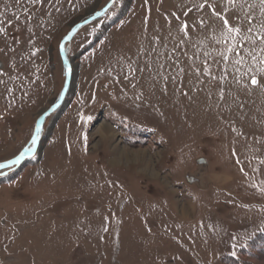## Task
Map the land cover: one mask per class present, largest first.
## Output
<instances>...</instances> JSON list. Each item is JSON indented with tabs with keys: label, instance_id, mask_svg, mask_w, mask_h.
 Instances as JSON below:
<instances>
[{
	"label": "rangeland",
	"instance_id": "1",
	"mask_svg": "<svg viewBox=\"0 0 264 264\" xmlns=\"http://www.w3.org/2000/svg\"><path fill=\"white\" fill-rule=\"evenodd\" d=\"M111 1L0 0V264H264L260 0Z\"/></svg>",
	"mask_w": 264,
	"mask_h": 264
},
{
	"label": "snow or ice",
	"instance_id": "2",
	"mask_svg": "<svg viewBox=\"0 0 264 264\" xmlns=\"http://www.w3.org/2000/svg\"><path fill=\"white\" fill-rule=\"evenodd\" d=\"M34 2H36V0H34ZM227 2L229 4H235L236 0H227ZM253 7H254V5H253ZM260 7H261V12L264 13V0H260ZM213 15L219 16L220 20L222 21L223 28L227 29V35L228 36H231L233 33L238 35L241 32L240 28H234L230 25L229 19L225 18V16H222L219 13H216L215 8H213ZM249 23H251V20L249 21ZM186 27H187V25H185V28ZM241 39H244V37L241 36ZM260 40H261V43L264 44V36H261ZM232 50H233L232 48L228 49V51H230V52ZM262 50H264V49H262ZM225 58H227V57H225ZM257 71L260 72L261 74H264V68H259V69H257ZM251 83L253 86H257L259 83L255 74L251 77ZM87 119L91 120V117H88ZM82 122H83V118H82ZM40 130H41L40 127L37 126V128H36L37 135L39 134ZM35 144H36V137L34 136L32 138V145L34 146ZM31 151H32V149L28 148L25 150L24 154H27L28 152H31ZM24 154H22V155H24ZM18 162L19 161L16 160V161H13L12 163H18ZM5 166H8V165H5ZM0 167H3V166H0Z\"/></svg>",
	"mask_w": 264,
	"mask_h": 264
},
{
	"label": "water",
	"instance_id": "3",
	"mask_svg": "<svg viewBox=\"0 0 264 264\" xmlns=\"http://www.w3.org/2000/svg\"><path fill=\"white\" fill-rule=\"evenodd\" d=\"M110 5H111V3L104 9V11H107V9L110 7ZM99 17V14H97V15H95L94 17H92L90 20H88V22H90V21H93L94 19H97ZM74 32L75 31H72L63 41H62V43H61V47H60V50H61V55H62V57H63V59H65V50H64V48H65V45H66V43H67V41L69 40V38L74 34ZM69 82H70V71L68 70V72H67V84H66V86H68V84H69ZM56 108L57 107H54L52 110H51V113L52 112H54L55 110H56ZM44 121H45V117H43V121H42V123H41V125H40V132L42 131V128H43V125H44ZM39 132V133H40ZM39 135V134H38ZM38 135H37V133H36V145H35V149H34V151L36 150V147H37V145H38ZM24 155H22L20 158H22ZM20 158H18V159H16V160H20ZM16 160H14V161H16ZM11 164H13L12 162H11ZM6 165H8V166H3V167H9L10 166V163H7Z\"/></svg>",
	"mask_w": 264,
	"mask_h": 264
},
{
	"label": "trees",
	"instance_id": "4",
	"mask_svg": "<svg viewBox=\"0 0 264 264\" xmlns=\"http://www.w3.org/2000/svg\"><path fill=\"white\" fill-rule=\"evenodd\" d=\"M250 245L253 247V248H257L259 247V245H262L261 248H259V258L258 259H264V234H260L258 235L257 237H255L252 242L250 243ZM228 263L229 264H244L242 262H240L239 260H236V259H228Z\"/></svg>",
	"mask_w": 264,
	"mask_h": 264
},
{
	"label": "crops",
	"instance_id": "5",
	"mask_svg": "<svg viewBox=\"0 0 264 264\" xmlns=\"http://www.w3.org/2000/svg\"><path fill=\"white\" fill-rule=\"evenodd\" d=\"M260 234H264V233H259V234H257L255 237H257V236L260 235ZM255 237H254V238H255Z\"/></svg>",
	"mask_w": 264,
	"mask_h": 264
},
{
	"label": "bare ground",
	"instance_id": "6",
	"mask_svg": "<svg viewBox=\"0 0 264 264\" xmlns=\"http://www.w3.org/2000/svg\"><path fill=\"white\" fill-rule=\"evenodd\" d=\"M107 128V127H106ZM108 129V128H107Z\"/></svg>",
	"mask_w": 264,
	"mask_h": 264
}]
</instances>
